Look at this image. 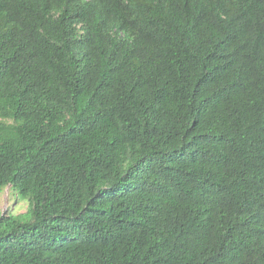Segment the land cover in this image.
<instances>
[{
	"label": "trees",
	"instance_id": "trees-1",
	"mask_svg": "<svg viewBox=\"0 0 264 264\" xmlns=\"http://www.w3.org/2000/svg\"><path fill=\"white\" fill-rule=\"evenodd\" d=\"M0 264H264V0H0Z\"/></svg>",
	"mask_w": 264,
	"mask_h": 264
},
{
	"label": "rangeland",
	"instance_id": "rangeland-1",
	"mask_svg": "<svg viewBox=\"0 0 264 264\" xmlns=\"http://www.w3.org/2000/svg\"><path fill=\"white\" fill-rule=\"evenodd\" d=\"M28 201L19 196L11 186L5 187L0 192V213L18 216L26 213Z\"/></svg>",
	"mask_w": 264,
	"mask_h": 264
}]
</instances>
